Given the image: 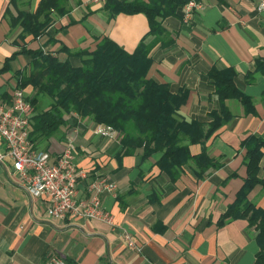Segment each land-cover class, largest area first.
<instances>
[{
	"label": "crops",
	"instance_id": "1",
	"mask_svg": "<svg viewBox=\"0 0 264 264\" xmlns=\"http://www.w3.org/2000/svg\"><path fill=\"white\" fill-rule=\"evenodd\" d=\"M198 1L202 7L190 19L183 18L181 5L175 15L162 20L172 41L151 50L147 77L167 84L172 93H186L175 114L179 120L207 124L210 113L222 106L231 113L206 141L189 145L192 155L205 150L217 166L200 177L189 161L172 179L157 165L160 152L147 157L141 148L121 153L118 132L102 136L90 117L65 113L59 130L34 145L54 157L71 139L74 162L87 174L78 179L76 198L88 197L87 178L113 181L114 191L102 194L112 223L50 216L47 200L30 196L13 179L11 160L5 157L0 161V264H46L52 255L72 264H254L259 250L256 229L245 218L221 217L247 175L245 142L264 137V8H259L264 0ZM39 2L0 0V101L9 102L18 71L28 67L29 55L12 56L22 45L92 51L97 38L107 35L132 52L149 30L143 13L109 18L105 0H67V12H53L43 35L35 39L26 35L22 40V28L14 25V17L21 10L34 12ZM59 57L64 59L66 54L60 52ZM68 59L74 66L81 64L78 56ZM258 62L262 69L257 68ZM213 68L234 70V85L250 98L248 107L239 99L220 103L208 76ZM23 90L28 97L34 94L32 86ZM6 149L0 137V153ZM259 163L258 177L264 180V155ZM247 198L264 208V186L256 184ZM124 233L135 238L139 249L127 246Z\"/></svg>",
	"mask_w": 264,
	"mask_h": 264
},
{
	"label": "trees",
	"instance_id": "2",
	"mask_svg": "<svg viewBox=\"0 0 264 264\" xmlns=\"http://www.w3.org/2000/svg\"><path fill=\"white\" fill-rule=\"evenodd\" d=\"M16 0H11L15 3ZM186 0H105L103 8L109 18L118 13H143L149 30L132 52H127L107 35L97 38L92 51L69 50L61 45L57 51L35 49L22 45L16 54L30 56L28 67L18 71L17 87L32 86L34 94L28 97L32 109L29 137L33 143L55 134L65 123L63 115L75 112L80 117L88 116L94 122L111 126L120 137L121 153L142 149L143 157L160 152L158 167L172 179H176L182 168L193 161L198 176L216 167L205 150L192 155L190 144L206 141L219 127L231 118V113L222 106L210 113L211 121L179 120L175 114L184 103L186 93H172L165 83L147 77L151 65V50L157 45H166L172 40L162 26V20L175 15ZM67 0H40L36 10L19 11L14 17L21 26L20 37L33 39L45 33L51 24V14L67 12ZM52 41V38H49ZM66 58L61 59L59 53ZM11 56V57H12ZM78 56L79 66H74L68 57ZM10 57V58H11ZM262 63L257 68L262 69ZM6 69V66L3 67ZM215 85V91L222 104L225 99H239L246 107L250 98L234 85L235 72L232 69H211L208 73ZM205 126H207L205 128ZM247 175L236 194L235 200L227 207L221 220L247 219L256 229L259 250L254 264H264V208L251 203L247 195L258 183L260 160L264 155V137H251L246 142ZM36 147V145H35ZM264 170V163L262 165Z\"/></svg>",
	"mask_w": 264,
	"mask_h": 264
},
{
	"label": "built area",
	"instance_id": "3",
	"mask_svg": "<svg viewBox=\"0 0 264 264\" xmlns=\"http://www.w3.org/2000/svg\"><path fill=\"white\" fill-rule=\"evenodd\" d=\"M99 3L102 0H92ZM202 7L198 0H186L182 5L183 18L190 19ZM259 8H264L260 2ZM32 105L22 88L17 87L9 102L0 101V137L6 144V152L0 153V161L5 157L11 160L13 179L30 196L47 200V212L54 218L80 216L85 219H98L112 223V215L102 205V194L113 192L115 184L107 177L87 178L88 197L77 200V182L87 174L77 168L74 162L75 146L71 139L64 149L52 157L46 150L35 147L29 137ZM95 131L102 136L111 137L117 132L111 126L98 124ZM127 246L139 249L135 238L124 233ZM46 264L67 263L60 255H52Z\"/></svg>",
	"mask_w": 264,
	"mask_h": 264
}]
</instances>
